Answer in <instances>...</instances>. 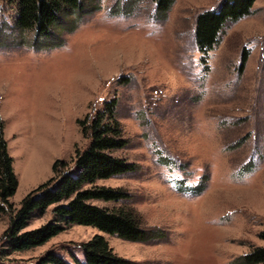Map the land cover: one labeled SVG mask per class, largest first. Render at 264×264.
Here are the masks:
<instances>
[{"label": "rangeland", "instance_id": "1", "mask_svg": "<svg viewBox=\"0 0 264 264\" xmlns=\"http://www.w3.org/2000/svg\"><path fill=\"white\" fill-rule=\"evenodd\" d=\"M220 1L173 0L161 16L155 0H97L73 32L45 42L15 31V6L0 0V121L18 182L9 202L17 208L50 180L56 161L75 174L74 152L88 143L78 121L115 99L127 145L113 155L136 171L94 184L123 190L127 201L92 205L134 208L162 233L130 242L74 224L3 263L38 264L53 252L75 264L98 234L140 264H239L264 244V0L203 57L195 20ZM54 206L25 231L51 220ZM8 222L0 218V237Z\"/></svg>", "mask_w": 264, "mask_h": 264}, {"label": "trees", "instance_id": "2", "mask_svg": "<svg viewBox=\"0 0 264 264\" xmlns=\"http://www.w3.org/2000/svg\"><path fill=\"white\" fill-rule=\"evenodd\" d=\"M15 6L13 28L20 35L32 34L45 42L57 41L62 31H74L73 22L78 17L92 14L97 0H8ZM256 0H221L217 10L199 13L195 20L194 44L197 51L206 56L218 46L227 24L250 15ZM156 10L165 15L173 0H155ZM56 38V39H55ZM202 57V58H203ZM243 64L246 53L243 54ZM117 101L112 99L91 116L79 120L80 133L88 143L82 150H75L72 161L75 174L66 172L67 163L56 161L52 166L54 176L32 190L15 208L9 198L16 193L17 178L12 170V158L8 155L3 138V122L0 121V218L9 216L7 229L0 237V264L14 251L27 250L45 243L71 225H88L109 235L130 242H152L162 237L157 229L146 228L134 208L117 205L94 206L92 202L119 203L128 200L121 189L95 187L97 180L132 174L135 165L113 155L127 145L121 125L115 117ZM86 185L89 188H84ZM197 192H202L200 184ZM51 220L37 228L25 231L33 217L43 215L53 206ZM264 241V229L258 234ZM83 259L75 264H140L115 255L104 237L94 235L82 242ZM239 264L264 263V244L251 247L238 258ZM38 264H71L53 252L41 257Z\"/></svg>", "mask_w": 264, "mask_h": 264}]
</instances>
